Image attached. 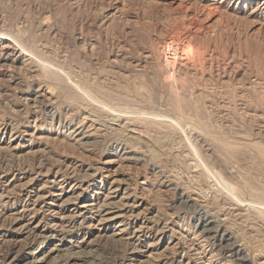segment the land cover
I'll list each match as a JSON object with an SVG mask.
<instances>
[{
  "label": "rangeland",
  "instance_id": "rangeland-1",
  "mask_svg": "<svg viewBox=\"0 0 264 264\" xmlns=\"http://www.w3.org/2000/svg\"><path fill=\"white\" fill-rule=\"evenodd\" d=\"M178 4L232 27L181 36L188 98L161 72ZM27 223L83 264H264V0H0L7 264L30 261Z\"/></svg>",
  "mask_w": 264,
  "mask_h": 264
},
{
  "label": "bare ground",
  "instance_id": "bare-ground-1",
  "mask_svg": "<svg viewBox=\"0 0 264 264\" xmlns=\"http://www.w3.org/2000/svg\"><path fill=\"white\" fill-rule=\"evenodd\" d=\"M193 11L194 10L185 9L182 5L169 10L167 19L174 27V32L169 36L171 37L170 41L172 47H170L172 48V51H166L164 54V64L161 65V72L166 79L165 81H167L170 86L174 87V89L178 90L183 98H188L189 95L194 94L195 88L193 87L194 85L185 78L188 75L187 70L191 63H193L191 59L188 60L187 58V55L189 56L190 54L192 43H182L180 41L181 36L185 35L189 41H195L197 43H203L213 36L225 35L230 38L232 36L230 32L232 31L231 24H229L226 19L222 18L220 9L218 10L217 8L207 7L202 9V13H195ZM218 18L220 20L219 25L212 27L213 25H211V21L214 19L217 20ZM166 39L167 38H165V40ZM15 41L16 39L14 38L13 42ZM17 44L22 47L24 52L29 54L32 59L44 65L45 68H49V65L41 60L40 56L29 51L22 43L19 44L17 42ZM173 123L174 122L171 121V125L176 126ZM192 148H194L196 158L199 159V151L195 147ZM208 170L209 169L206 171ZM230 192L235 196L237 194L234 188H231ZM85 220H87L86 217ZM28 224L29 223L24 225L28 232L31 231L33 234L38 233V235L36 234L37 236L35 235V247H32L33 250L27 254V257L30 260L28 264H83L89 262V256L84 252V247L81 244L82 242L75 243L77 238L72 232L61 230L58 234L42 233L38 230V227H31ZM5 261L3 260V257L0 256V264H7Z\"/></svg>",
  "mask_w": 264,
  "mask_h": 264
}]
</instances>
